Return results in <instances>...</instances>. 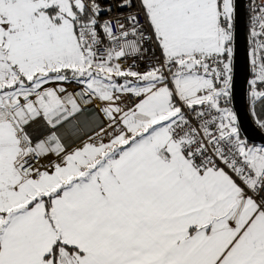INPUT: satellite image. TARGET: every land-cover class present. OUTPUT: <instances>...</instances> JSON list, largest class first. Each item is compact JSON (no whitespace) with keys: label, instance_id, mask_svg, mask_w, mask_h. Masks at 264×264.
<instances>
[{"label":"snow or ice","instance_id":"6c2138e0","mask_svg":"<svg viewBox=\"0 0 264 264\" xmlns=\"http://www.w3.org/2000/svg\"><path fill=\"white\" fill-rule=\"evenodd\" d=\"M236 20V0H0V264H264V146L227 107ZM73 82L108 123L69 151Z\"/></svg>","mask_w":264,"mask_h":264},{"label":"water","instance_id":"95a60500","mask_svg":"<svg viewBox=\"0 0 264 264\" xmlns=\"http://www.w3.org/2000/svg\"><path fill=\"white\" fill-rule=\"evenodd\" d=\"M237 20L234 39V72L231 108L237 117L240 134L253 144L264 145V131L255 123L250 112L248 81L252 78L247 31V0H236Z\"/></svg>","mask_w":264,"mask_h":264},{"label":"built area","instance_id":"2783aa9c","mask_svg":"<svg viewBox=\"0 0 264 264\" xmlns=\"http://www.w3.org/2000/svg\"><path fill=\"white\" fill-rule=\"evenodd\" d=\"M261 2H262V0H255L256 4H260ZM252 3H253V0H249L248 1V7H247V12L249 14V29L251 26V16H252L251 6H252ZM137 11H138L137 8L131 9V12H133V13H135ZM128 14H129V10H124L123 12H120L119 10H117V11L111 13L110 15L104 16L103 19H110L113 16H120L122 18L123 16H127ZM141 21L143 22V16L142 15H141ZM247 26H248V24H247ZM113 30L118 31L115 20H113ZM101 37H102V45H101V50H102L103 48L109 47L111 45V42L107 41V39H105L103 37L102 32H101ZM248 39L250 41L249 33H248ZM251 48H252V45L249 42V52H250ZM158 54H159V52L157 50V55ZM122 63L125 67L129 64H132L134 70H138V71H145L146 70V62H144V61H136L135 63H133L132 59L128 58L125 61H122ZM64 86L67 88L68 93L72 94L74 97L77 95L78 90H82L84 88L83 85H80L76 82H73L71 84H65ZM82 92H83V90H82ZM83 94H84V92H83ZM84 96L87 98H90L92 100V102L87 104V105H83V104L78 103L81 110L79 112L75 113L74 115L70 116L61 125H58L57 129H55L56 134H58V132L60 131L62 133H67L69 135L68 137L72 138V141L70 143H68L66 141V138L62 139V137L57 135L60 138L61 142L65 145V147L69 151H71L75 148L82 147L84 143L93 142L89 138L90 137L95 138V134L97 132H99L102 127H106L107 123H108L107 118L102 111L103 107L105 106L104 103L99 101L98 99H96L94 97L86 96L85 94H84ZM132 99H134V98H132ZM128 102L131 103V100H129ZM229 108L234 112V110L231 107H229ZM92 110L95 111L96 115L98 116L99 125H92L93 129L86 131V129L83 128L82 124L79 122V117L82 116L85 119L86 117L89 116V114ZM71 126L73 127V130L71 129ZM74 133H77L78 136L72 137V135H74ZM105 142H107V140H105ZM53 159H55V157H53Z\"/></svg>","mask_w":264,"mask_h":264},{"label":"crops","instance_id":"0c3cea01","mask_svg":"<svg viewBox=\"0 0 264 264\" xmlns=\"http://www.w3.org/2000/svg\"><path fill=\"white\" fill-rule=\"evenodd\" d=\"M77 102H80V104L90 103L92 100L90 98H87L84 96L82 90L77 91V95L74 97ZM86 105V104H85ZM227 107H229L227 105ZM84 124L82 125L83 128L86 129V131H89L92 129V125L99 124L98 116L96 115L95 111H91L89 116L84 119ZM71 129L73 130V127L71 126ZM58 136L62 137V139L66 138V141L70 143L72 141V138L68 137L69 135L67 133L58 132ZM78 136L77 133H74L72 137Z\"/></svg>","mask_w":264,"mask_h":264},{"label":"trees","instance_id":"16d2710c","mask_svg":"<svg viewBox=\"0 0 264 264\" xmlns=\"http://www.w3.org/2000/svg\"><path fill=\"white\" fill-rule=\"evenodd\" d=\"M248 1L249 0H247L246 7H248ZM247 24H248L247 31L249 33V14L248 12H247ZM252 78H253V73H252ZM258 88H264V86L258 85ZM249 103H250V112H251L252 118L254 119L255 123L259 126L257 121L264 119V103H261L260 101H256L255 103H253L250 97V91H249ZM228 106L231 107L230 103L228 104ZM262 130L264 131V129ZM241 137L244 138L242 135ZM246 142L248 141L246 140Z\"/></svg>","mask_w":264,"mask_h":264},{"label":"rangeland","instance_id":"374dc122","mask_svg":"<svg viewBox=\"0 0 264 264\" xmlns=\"http://www.w3.org/2000/svg\"><path fill=\"white\" fill-rule=\"evenodd\" d=\"M77 103H80V102H77ZM91 103V102H90ZM83 104V103H82ZM86 105L87 104H89V103H85ZM85 104H83V105H85ZM79 122L83 125L84 124V117H79ZM97 125H99V124H97ZM93 129V128H92ZM242 138V137H241ZM242 139H244V138H242ZM245 140V139H244ZM246 141V140H245ZM248 143V145L249 146H257V147H260V146H264V145H262V144H253V143H249V142H247Z\"/></svg>","mask_w":264,"mask_h":264}]
</instances>
